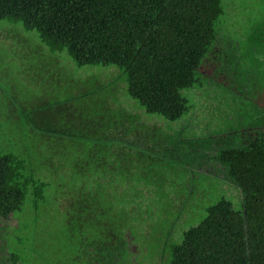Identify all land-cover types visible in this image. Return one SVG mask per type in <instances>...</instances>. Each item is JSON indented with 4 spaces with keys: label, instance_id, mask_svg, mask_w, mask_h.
Returning a JSON list of instances; mask_svg holds the SVG:
<instances>
[{
    "label": "trees",
    "instance_id": "trees-1",
    "mask_svg": "<svg viewBox=\"0 0 264 264\" xmlns=\"http://www.w3.org/2000/svg\"><path fill=\"white\" fill-rule=\"evenodd\" d=\"M223 3L0 0V19H16L25 29L36 30L50 51H67L79 70L116 69L125 95L137 108L170 123L189 115L186 92L203 85L200 69L217 42ZM246 22L240 41H261L259 48L236 49L242 61L235 62V76L244 75L246 80L238 81L247 84L238 87L242 94L237 100L249 103L234 111L235 120L222 121L237 132L224 134L227 142L216 146L213 157L242 191L239 207L226 197L205 200V216L195 222L190 217L178 239L168 238L174 220L169 207L178 199L171 193H188L187 165L195 153L202 157L212 150L215 141L205 138L195 146L180 130H150L139 115L114 106L115 82L91 72L75 93L71 83L70 92L65 88L60 98L39 106L49 109L45 114L27 115L20 108L33 138L52 154L39 174L36 165L0 151V220L22 218L6 234L7 263L136 264L126 236L130 232L138 237L141 214L134 208L142 207L137 201L141 187H152L150 193L162 207L154 232L160 231V221L167 230L156 239L153 232L145 237L148 264L156 261V254L162 264H264V66L258 58L264 53V12L259 9ZM142 129L144 136H138ZM57 176L70 186L63 195L66 212H60L56 225L44 212H19L27 199L39 208L38 198H44L51 177ZM26 215H32L30 223Z\"/></svg>",
    "mask_w": 264,
    "mask_h": 264
},
{
    "label": "rangeland",
    "instance_id": "rangeland-1",
    "mask_svg": "<svg viewBox=\"0 0 264 264\" xmlns=\"http://www.w3.org/2000/svg\"><path fill=\"white\" fill-rule=\"evenodd\" d=\"M263 2L264 0H224V15L219 21L217 42L200 69L203 85L186 92L192 107L189 115L182 120L168 123L138 109L135 103L125 95L124 81L119 80L121 74L116 69L94 68L91 70V72L100 75L102 80L115 82L118 103L114 106L125 108L132 114L139 115V122L147 125L150 130L158 127L168 132L167 127L172 130H180L185 134L182 137L190 138L195 146L200 145L199 140L205 138H212L215 141L212 150H207L202 157L195 153L196 155L187 165L188 172L184 182L189 186V194L186 192V194L177 197L176 192L171 193L173 198L178 199L175 200L173 206L169 207L174 212V220L173 222L171 220L168 232L170 239L179 238L190 217L195 222L205 216L206 212L203 211L206 205L205 200L212 203L219 197H226L233 201L235 207H239L244 199L238 185L227 177L225 167L213 157L217 150L216 146H224L227 142L224 134L237 132L235 128L226 129V126L228 127L230 124L223 122L235 120L237 115L234 111H241L243 109L241 105L249 103L237 100L238 96L242 94L238 87L245 86L246 88L247 84L238 81V79L246 80L244 75L235 76L238 62L242 61L237 59L239 53L236 52V49L238 47L246 49L247 46L260 47V40L243 41L244 37H242L240 41V34L250 16L253 19L256 18L259 9L262 13L264 12ZM257 20L263 22L260 18ZM46 46L36 30L25 29L19 20L0 19V151L3 153L8 151L19 158H24L27 161V166L36 165V171L45 165L44 162L52 154L49 155L50 151L45 149L46 144L38 143L33 138V132L28 123L29 118L21 117L20 108L21 111L26 110L27 115H30L29 112L32 111H35V115L45 114L49 109L42 110L38 108L39 106L53 98H60L65 88L69 90L67 92H70L71 83L75 86V93L78 89V82L86 79L84 76L91 73L86 69L79 70L67 51L52 52ZM228 56L230 62H227ZM258 58L261 59L264 66V53H260ZM249 80L251 81V79ZM64 81L66 85L62 90ZM21 120L26 123L20 124ZM23 128L29 129V132L25 134ZM144 132L145 130L142 129L137 135L144 136ZM58 160L61 159L58 158ZM37 173L39 174V171ZM51 179L52 184L46 186L43 192L44 198H38V200L42 199V201L39 200L41 201L39 208L34 207L27 199L19 212H26V214L28 212H44L49 217L47 221L51 225H56L60 220V212H66L64 205L66 199L63 195L68 192L70 183L64 180L65 178L59 179L58 176L51 177ZM45 181L49 182L46 178ZM152 190V187L150 189L141 187V194L137 201L142 204V207L134 208L141 214V221L138 223L141 229L138 237L131 235L130 232L126 236L133 252V262L136 264L138 262L148 264V258L145 255L147 244L145 237L147 235L150 237L153 232L156 239L161 235L160 231L164 235L167 230L165 221H160V225L156 226L160 231L154 232L153 224L162 207L158 203L157 197L150 193ZM149 214H152V217ZM26 216V220L30 223L33 220L32 215ZM45 219L46 217L43 220ZM21 220L22 218L20 219L18 216L0 220V264H9L4 258L7 255L6 234L12 233L14 229L18 228ZM154 258L156 261L150 262V264H162L159 254H156Z\"/></svg>",
    "mask_w": 264,
    "mask_h": 264
}]
</instances>
